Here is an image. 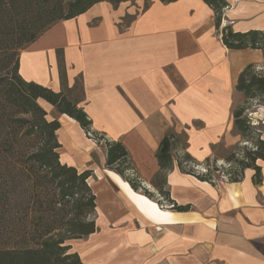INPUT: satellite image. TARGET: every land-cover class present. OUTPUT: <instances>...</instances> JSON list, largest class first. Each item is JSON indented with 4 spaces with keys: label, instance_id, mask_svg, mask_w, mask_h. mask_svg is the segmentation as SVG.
<instances>
[{
    "label": "crops",
    "instance_id": "1",
    "mask_svg": "<svg viewBox=\"0 0 264 264\" xmlns=\"http://www.w3.org/2000/svg\"><path fill=\"white\" fill-rule=\"evenodd\" d=\"M227 1L221 28L264 31V0ZM58 51L67 87L77 78L82 84L79 107L92 129L123 144L141 187L152 192L159 170L155 154L167 133L183 132L186 151L197 162L213 158L217 144L239 142L232 110L243 97L236 81L247 65H264L259 50L222 44L213 11L202 0H134L116 8L98 3L21 51V78L60 92ZM39 104L60 123V162L93 173L97 231L68 242L84 264H264V161H257L260 185L252 183V169L240 182L211 185L180 173L175 150L164 190L177 206L189 207L176 212L106 170L102 145L74 120ZM250 120L263 123L264 107Z\"/></svg>",
    "mask_w": 264,
    "mask_h": 264
},
{
    "label": "trees",
    "instance_id": "2",
    "mask_svg": "<svg viewBox=\"0 0 264 264\" xmlns=\"http://www.w3.org/2000/svg\"><path fill=\"white\" fill-rule=\"evenodd\" d=\"M127 1L134 0H0V264H84L68 242L97 231L96 196L89 185L93 173L79 172L60 162L61 146L56 137L60 123L48 117L39 101L74 120L88 139L104 147L106 170L119 175L133 191L153 199L141 187L123 144L92 129L90 119L79 107L84 98L81 82H75L72 88L66 85L61 51L57 52L60 92L26 82L18 73L20 52L58 22L74 19L98 3L107 2L116 8ZM158 1L170 4L178 0ZM202 1L213 11L215 29L228 50H259L264 59V31L237 33L228 25L221 28L230 3ZM235 91L243 97L242 103L232 110L237 144L230 148L217 144L212 147L213 158L197 162L186 151L183 132L167 133L159 143L155 154L159 170L153 184L171 210L189 209L177 206L164 190L175 150L180 152L176 160L180 173L201 182L215 185L224 178L237 183L246 169H252V183L261 184V169L256 162L264 161V140L260 126L253 125L246 113L253 103L264 107V65H247L237 78ZM220 149L226 150L222 157L218 154Z\"/></svg>",
    "mask_w": 264,
    "mask_h": 264
},
{
    "label": "rangeland",
    "instance_id": "3",
    "mask_svg": "<svg viewBox=\"0 0 264 264\" xmlns=\"http://www.w3.org/2000/svg\"><path fill=\"white\" fill-rule=\"evenodd\" d=\"M130 21V18H126L124 21H123V23L124 24H126V23H128ZM76 83H77V85H80V80H79V78H77L76 79ZM258 107H260V106H258V105H256V104H252L251 105V107H250V110L246 113V117H248V119L250 120V118H251V113L253 112V111H255ZM250 117V118H249ZM251 121V123L252 124H255V126H256V121H253V120H250ZM260 127H259V131H261L262 132V139H263V134H264V125H262V124H260L259 125ZM183 143H184V138L183 137H181V144L183 145ZM218 154H219V156H224L225 154H226V150H222V149H220V151L218 152ZM257 163V162H256ZM218 165H224V166H221V167H226V165L223 163V162H218L217 163ZM216 178H219L220 176H219V174L217 173V174H213ZM126 176H129V174L127 173L126 174ZM221 180V178L218 180V181H220ZM92 181V180H91ZM147 191H149L150 192V194H151V196H152V198H153V200H155L156 202H158V203H160V205H161V207H164L165 206V204L163 203V202H165L164 200H163V198L159 195V193H157L156 191L154 192H152L151 190H147ZM166 203V202H165ZM169 206V205H168Z\"/></svg>",
    "mask_w": 264,
    "mask_h": 264
},
{
    "label": "built area",
    "instance_id": "4",
    "mask_svg": "<svg viewBox=\"0 0 264 264\" xmlns=\"http://www.w3.org/2000/svg\"><path fill=\"white\" fill-rule=\"evenodd\" d=\"M264 123V122H263ZM263 123H261V124H263ZM253 125H255V124H253ZM259 124H256V126H258ZM198 171H200V172H205L203 169H197ZM221 180H225L224 178H221Z\"/></svg>",
    "mask_w": 264,
    "mask_h": 264
},
{
    "label": "bare ground",
    "instance_id": "5",
    "mask_svg": "<svg viewBox=\"0 0 264 264\" xmlns=\"http://www.w3.org/2000/svg\"><path fill=\"white\" fill-rule=\"evenodd\" d=\"M161 207V206H160ZM162 208V207H161Z\"/></svg>",
    "mask_w": 264,
    "mask_h": 264
}]
</instances>
